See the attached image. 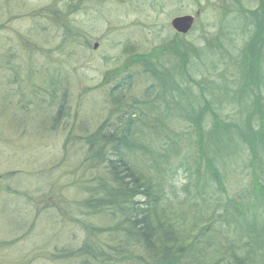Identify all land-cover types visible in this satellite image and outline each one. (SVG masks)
I'll list each match as a JSON object with an SVG mask.
<instances>
[{"label": "rangeland", "instance_id": "374dc122", "mask_svg": "<svg viewBox=\"0 0 264 264\" xmlns=\"http://www.w3.org/2000/svg\"><path fill=\"white\" fill-rule=\"evenodd\" d=\"M259 8L264 13V0H0V264H59L51 259L52 251L78 250L88 233L90 242L114 245L116 238L102 233L116 229L113 219L104 213L83 215L81 205L89 182L110 181L105 165L88 162L86 152L96 131L119 122L115 108H130L137 115L130 131L131 142L140 147L130 155L133 169L146 172L154 162L165 165L171 186L166 208L178 223L175 240L196 244L204 263L212 264L222 251L223 234L235 239L243 234L248 263L264 264V208L252 205L240 216L234 213L237 224L230 228L206 223L210 209L222 212L217 200L257 189L246 142L238 141L241 147L232 150L231 163L217 167L220 192L212 180L205 187L195 183L196 173L207 171L202 178L210 179L212 172L202 155L206 130L213 134L221 120L239 118L246 129L262 124L250 117L264 111V103L247 110L249 92L232 94L238 93L245 73L238 57L253 31L246 23ZM182 16H196L186 37L175 36L170 27ZM176 44L183 51L204 49L189 56L192 60L181 74L211 105L205 107L196 95L193 100L202 106L200 122L193 125L181 109L168 119L164 108L146 110L135 104L153 83L142 74L140 57L155 58L150 61L160 68L180 66L168 51ZM183 61H188L186 56ZM257 68L251 67V73L262 70ZM195 80L201 84L199 91ZM117 83L127 90L119 106L115 102L120 98L109 94ZM216 91L221 95L214 100ZM171 140L180 143L177 152L159 157L163 147L171 148ZM89 144L92 152L102 146L107 158L102 141L95 138ZM204 188L210 190L208 197L199 195ZM84 221L97 230L84 231ZM78 255L65 263L86 264ZM111 264L136 263L122 259Z\"/></svg>", "mask_w": 264, "mask_h": 264}, {"label": "trees", "instance_id": "16d2710c", "mask_svg": "<svg viewBox=\"0 0 264 264\" xmlns=\"http://www.w3.org/2000/svg\"><path fill=\"white\" fill-rule=\"evenodd\" d=\"M54 14L56 15L55 12ZM250 15L252 17L253 31L242 46V49H240L238 57L242 67L245 69V73H242L244 74V77L241 78L242 81H238V83L241 82L242 84L236 82L238 84V91L236 92L238 93H235L232 89V94L239 97L247 95V92H249L247 110L253 108L254 104L257 106L264 103V74L262 73L264 64V18L262 17L264 13L259 8L256 12H250ZM171 49L168 51L178 60L180 63L179 67H156V62L150 61L155 58L151 56L145 57V62L144 58L140 57V60L143 59L142 65H140L142 74L152 78L153 83L144 90L143 98L135 104L142 103L146 110L164 108L165 113H167L164 116L168 119H171L181 109L187 116L185 117L186 121H190L193 125L196 122H200L201 113L199 110L202 106L199 100H193L196 99V95H201L205 107H209L210 103L204 94L194 93V89L187 81L181 78V74L187 71L189 61L192 60V58L189 60V56H199V54H203L204 49L192 47L183 51L177 44L173 52ZM184 56L188 60L186 63L183 61ZM258 57H261V59L258 60ZM259 61L262 62V65ZM257 65L262 70L251 73V67L258 69ZM187 78L189 79L190 75H187ZM202 81L206 80L202 79ZM194 82L197 90H201V84L197 80ZM251 89L256 90L252 92ZM126 92L127 90L120 83L110 89L109 94L111 97L120 98L115 102V106H119L122 99L125 100ZM213 93H215L213 95L214 100L221 95L220 91ZM187 106L191 107V111ZM126 107L128 108V106ZM136 107L137 105H134L131 109L134 110ZM62 108L64 109L65 106L62 105L60 110ZM115 109L114 117L119 122L108 123L104 128L96 131L87 141L88 152H86L88 154L86 156L88 162L97 161L99 164L105 165L104 168L109 173L110 181L107 184L103 179L97 178L89 182L86 185L87 197L81 205L83 215L104 213L113 219L116 229L112 230V227L106 228L102 233L113 235L116 238L114 240L115 243L112 246H106L104 243H101L103 246L98 245L92 241L90 242L92 237L88 233L87 242L85 240L81 243L78 250L54 249L51 259L55 263L59 262L61 264L64 262L62 264H67L65 261L68 260L69 256L71 258L72 255L78 253L79 258H85L82 261H85L86 264H111L113 261L122 259L126 263L133 261L136 264H205L203 255L198 254L199 248L195 246L196 244L184 246L175 240V236L178 233V223L177 218L173 216V211L166 208L168 206L167 192L171 186L168 185L165 179V165L162 162H160L161 165L158 162H154L148 169L145 168L148 171L142 172L141 170H134L129 161L132 152L140 148L135 146L130 140V131L133 128L132 123L133 121L138 122V119H132V116H137L136 113L130 112V108ZM212 111L217 112L216 109ZM261 111L258 112L257 116L253 115L250 117L251 121L256 119L255 117H257L259 122L262 121V124L257 125L258 129L251 126L246 129L241 123L242 119L240 120L239 118L230 120V122L221 120V126L213 134H211V130H206L207 139L202 145V148L205 149L202 155L208 158L212 172L210 179L202 178L204 174L209 175L207 171L201 175L196 173L195 183L205 187L208 181L212 180L217 184V188L218 186L220 187L219 182H221L222 176L217 167L223 165V163H231L233 161L231 157L232 150L239 149L241 145L238 141H241L242 143L246 142L250 166L254 179L258 184L257 189L250 187L245 192H241L231 199L228 198L224 202L217 200L215 203L222 207V212L215 213L213 209L206 212V223L208 225L216 223L218 227L230 228L231 225L237 224L234 220V213H238L239 215L237 216H240L242 213L248 212L249 206L251 207L252 205L264 208V111ZM241 112L242 109L239 110V113ZM95 138L103 142V146L106 149V159H104L102 146L97 147L94 152L89 149L90 140L93 139L95 141ZM233 139L236 140L233 142ZM169 145L171 148L163 147L164 154L162 153L160 156L158 154L159 157L163 159L164 157L170 158L172 156L170 153L172 150L177 152L180 143L171 140ZM232 145L233 148L230 149ZM229 157L231 158L230 162L228 160ZM216 162L218 163L215 166ZM91 163L89 164L91 165ZM207 165L206 163L205 166ZM150 171L154 172L155 175H150ZM217 190L220 192L221 187ZM204 191L206 192L200 191V197L209 196V188H204ZM136 198L140 200L136 201ZM82 228L88 232L97 230L91 229L85 221L82 223ZM240 234H242L241 231L239 232ZM223 236L224 245L221 246L222 251L219 258L212 264H249L248 254L245 249L246 242L244 240L246 235L242 234V237L238 239L228 238L226 233ZM135 252L138 254H135Z\"/></svg>", "mask_w": 264, "mask_h": 264}, {"label": "water", "instance_id": "95a60500", "mask_svg": "<svg viewBox=\"0 0 264 264\" xmlns=\"http://www.w3.org/2000/svg\"><path fill=\"white\" fill-rule=\"evenodd\" d=\"M194 23V18L191 16L178 17L171 21V27L181 34L187 33ZM96 48V45L94 46Z\"/></svg>", "mask_w": 264, "mask_h": 264}]
</instances>
